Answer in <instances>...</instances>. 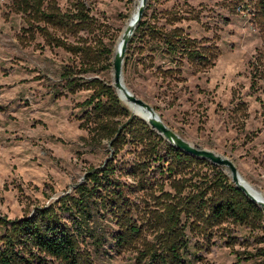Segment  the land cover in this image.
Segmentation results:
<instances>
[{"label":"rangeland","instance_id":"obj_1","mask_svg":"<svg viewBox=\"0 0 264 264\" xmlns=\"http://www.w3.org/2000/svg\"><path fill=\"white\" fill-rule=\"evenodd\" d=\"M57 1L65 10L70 0ZM84 1L97 24L79 36L91 49L102 39L115 53L136 0ZM11 3L0 0V219L22 218L35 208L56 203L74 191L88 171L108 164L118 165L116 178L133 183L126 167L139 148L127 144L114 155L107 140L92 138L80 126L84 112L79 104L93 93L91 82L97 78L113 83V67H107L111 55L97 57L100 62L95 65L93 57L84 58L92 60L90 70L78 74L83 84L72 92L64 87L61 72L65 65L80 67L83 58L44 44L40 36L22 43L19 35L25 19ZM147 5L148 13L159 17L172 8L186 15L189 19L178 25L197 39L216 37L220 55L214 67L198 73L185 61V82H175L154 73L157 65H168L165 60L144 67L138 63V48L133 47L124 71L126 86L186 141L230 158L240 175L264 194V59L253 66L256 54H264L258 0H148ZM160 19L164 21L163 16ZM70 41L77 43L74 37ZM121 102L141 117L132 104ZM191 168L186 175L202 183L211 174L206 164ZM220 169L231 179L226 167ZM188 185L185 193L193 190ZM159 189L129 193L133 216L146 225L151 242L155 241L151 216L161 206L154 198ZM164 189L174 193L169 184ZM95 226L101 242L79 238V250L89 264H139L136 247L120 253L112 248L111 232L117 226L110 213L99 215ZM186 232L187 264H264V220L246 224L226 220L210 231L188 226Z\"/></svg>","mask_w":264,"mask_h":264},{"label":"trees","instance_id":"obj_2","mask_svg":"<svg viewBox=\"0 0 264 264\" xmlns=\"http://www.w3.org/2000/svg\"><path fill=\"white\" fill-rule=\"evenodd\" d=\"M11 4L25 19L26 27L19 35L22 43L28 44L40 36L44 44L83 58L80 67L65 65L61 72L64 87L72 92L83 84L78 74L88 72L92 60L96 61L95 65L100 62L97 57L107 55L108 59L111 55L107 67L112 66V48H106L99 39L98 47L91 49L84 43L87 39L79 36L80 32H91L97 24L84 0H70L65 10L57 0H12ZM149 6L128 43L124 71L131 62L133 47L138 48V63L144 67L154 66L157 59L165 60L166 67L157 65L154 70L163 80L185 82L182 70L185 61L194 73L215 66L220 55L216 37H191L178 25L189 19L186 15L172 8L162 11L164 14L159 17L148 13ZM258 8L264 23V0H258ZM71 37L76 38L77 43L71 42ZM89 57L93 59L84 61ZM255 57L257 61L253 66L264 59V54L257 53ZM254 68L257 78L258 67ZM91 84L93 93L79 104L84 112L80 126L92 138L107 140L114 155L127 144L139 148L131 165L126 167V174L133 183L116 178L118 165L108 164L88 171L85 180L56 203L35 208L22 218L0 219L3 229L0 232V264H89L79 250V238L88 236L101 242L95 221L107 212L117 226L111 232L112 248L120 253L136 247L139 264H187L188 226L210 231L226 220L239 224L253 219L264 220L263 209L238 189L220 166L170 144L122 104L112 84L97 78ZM195 163L210 167L211 174L205 175V183L186 175L187 169ZM190 172L195 173L192 168ZM188 182L193 190L185 193ZM167 184L174 193L164 189ZM156 188L161 192L154 198L161 206L153 209L151 216L155 240L151 242L147 240L146 225H140L133 216L134 204L129 193L144 194Z\"/></svg>","mask_w":264,"mask_h":264},{"label":"water","instance_id":"obj_3","mask_svg":"<svg viewBox=\"0 0 264 264\" xmlns=\"http://www.w3.org/2000/svg\"><path fill=\"white\" fill-rule=\"evenodd\" d=\"M147 1L148 0H142L141 6L138 9L136 19H135L136 26L135 27H125L123 33L120 36L121 42H120L119 51L114 53V56L112 59V67H113L112 85L116 89V92L119 98L121 100H125L128 103L140 106L144 108L148 113H150L149 120H146L143 117L142 118L153 129H155L157 133H159L162 137H164L170 144H172L176 148L181 149L190 155L206 159L214 165H217L220 167H226L229 170L231 179L234 182L235 186L238 189L242 190L249 199L254 201L256 205H258L264 211V201L257 200L252 194H250L247 191L246 187L242 183L243 182L242 176L240 175L236 165L230 158L222 156L212 150L196 147L192 145L191 143H189L188 141H186L182 136H180L178 133L173 131L171 128H169L164 123V121L161 119V117L155 111L152 105L136 97L126 86L125 81H124V61H125L126 49L147 7ZM119 91H121L122 93H120Z\"/></svg>","mask_w":264,"mask_h":264},{"label":"bare ground","instance_id":"obj_4","mask_svg":"<svg viewBox=\"0 0 264 264\" xmlns=\"http://www.w3.org/2000/svg\"><path fill=\"white\" fill-rule=\"evenodd\" d=\"M141 3H142V0H136L135 1L133 11H132L131 16L129 17V19L127 21L126 27H135L136 26L135 19H136V15H137L138 9L141 6ZM120 42H121V38L119 39V41H118V43L116 45L115 52H118L119 51ZM119 92L122 93L121 91H119ZM123 101H125V100H123ZM132 109L137 114H139L141 117L145 118L146 120H149L150 119V113H148L144 108H142L140 106H137L135 104H132ZM242 181H243L242 183L244 184V186L246 187L247 191L250 194H252L257 200L264 201V194L260 190H258L254 185H252L251 183H249L243 177H242Z\"/></svg>","mask_w":264,"mask_h":264}]
</instances>
